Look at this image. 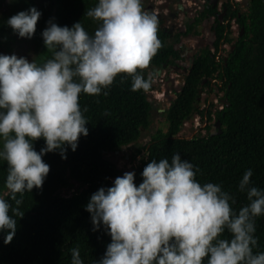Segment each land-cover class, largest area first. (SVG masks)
Here are the masks:
<instances>
[{"label": "clouds", "instance_id": "1", "mask_svg": "<svg viewBox=\"0 0 264 264\" xmlns=\"http://www.w3.org/2000/svg\"><path fill=\"white\" fill-rule=\"evenodd\" d=\"M40 16L30 7L6 23L20 38L31 39ZM84 16L98 22L91 34L81 22L47 23L41 37L51 58L41 65L0 54V161L6 162L4 188L16 205L0 197L5 245L16 234L15 217L24 216L17 194L40 189L49 173L42 157L58 152L66 159L67 149L75 152L79 138L88 135L80 95L107 96L118 76L130 78L133 92L147 93L154 81V72L145 70L161 47L158 20L142 0H96ZM40 139L44 147L37 152L33 145ZM197 171L174 152L170 160L151 159L138 186L135 174L125 172L111 187L95 191L85 210L93 230L103 225L111 243L93 264H264V251L254 252L264 189L252 184V170L238 181L237 191L248 201L238 209L220 184L198 182ZM70 254L71 264H84L79 248Z\"/></svg>", "mask_w": 264, "mask_h": 264}, {"label": "trees", "instance_id": "2", "mask_svg": "<svg viewBox=\"0 0 264 264\" xmlns=\"http://www.w3.org/2000/svg\"><path fill=\"white\" fill-rule=\"evenodd\" d=\"M95 3L96 0H8L6 11L0 12V50L10 53L18 36L6 21L20 11L35 7L41 16L33 37L26 39L35 50L34 61L41 65L51 58L41 37L47 23L71 27L81 22L91 34L98 22L84 14ZM224 6L227 17L235 18L243 34L235 40L234 50L228 54L226 62L218 63L207 49L193 62L176 98L163 113L167 130L155 131L143 150L136 152V156L141 157L134 169V183L138 186L142 182L141 173L151 159L170 160L175 152L198 169V182L218 183L222 190L231 193L236 200L233 207L238 209L248 203L246 195L237 191L238 181L246 169L252 170V184L264 189V0H248L245 10H234L228 1ZM215 11L205 8L198 21ZM157 20L161 47L149 66L154 74L153 69H163L165 64L179 57L174 46L167 43L164 19ZM214 33L216 50L223 39L232 42L230 23L227 27L218 26ZM215 77L221 82L219 89L227 99L224 108L215 113L214 124L219 121L220 127L214 134L190 139L180 137L184 124L193 115L199 114L203 122L212 120L213 104L206 100L209 103L206 108L199 109V93L206 88L212 92L210 80ZM130 86V78L121 80L118 76L107 96L80 95L79 104L88 122V135L79 138L75 152L67 149L66 159L58 152L42 157L49 165V173L40 189L25 192L22 198L17 194V198L22 199L19 208L24 216L15 217L17 231L10 244L3 243V233H0V264H71L72 248H79L84 264H93L103 257L111 237L103 225L93 230L85 206L95 191L111 187L115 178L124 174L106 154L136 144L143 130L151 127L153 105L148 93L152 86L147 93L133 92ZM85 108L87 111H83ZM33 146L39 152L44 147L43 139ZM6 174V162L0 161V197L16 206L4 188ZM255 236L258 247L254 252L264 251V216L256 218Z\"/></svg>", "mask_w": 264, "mask_h": 264}, {"label": "rangeland", "instance_id": "3", "mask_svg": "<svg viewBox=\"0 0 264 264\" xmlns=\"http://www.w3.org/2000/svg\"><path fill=\"white\" fill-rule=\"evenodd\" d=\"M176 1L177 0H144L143 9L149 11L150 13H154L157 16V19L159 17L164 18L167 26L171 27L172 25H175L178 29V25L181 23L184 13L178 9ZM240 1L242 2L243 0ZM7 2L8 0H0V12L6 11ZM178 2L185 7L186 12H188L187 16H194L199 9L202 8L204 0H180ZM172 14L178 15V17L174 19L171 17ZM210 29L211 21L205 23L204 27H202L201 37H197L195 39L191 37L183 38V43L194 51L199 50L200 47L209 46L213 41V34ZM233 31V36L237 37L239 34V28L235 24L233 25ZM172 40L173 39H170L169 42L172 43ZM0 54H15L17 57L22 56L31 61L34 60L35 50L26 38H20L17 36L13 50L10 53L0 50ZM190 62L191 58H189L188 61H182V64L186 66L187 64H190ZM148 71H152V69L149 68L147 69V72ZM183 82L184 81H179V73L175 72L173 69H164L161 71L160 75L158 72L155 73L151 91L148 93V99L153 105L150 129L143 130L142 137L136 144L124 147L119 151L106 154V158L118 166L123 173H134V169L138 165L141 157L136 156L138 149L143 150V147L149 142L151 135L158 129H162L164 132L167 130V124L163 116L164 112L162 111L167 110L173 98H176L174 93H178L177 91L180 90ZM206 100L213 104L212 120L209 122L208 126L205 127L203 121H201L200 115L195 114L184 124L179 135L180 137L190 139L193 136L207 135L209 133V125H212L211 127H213L211 130L215 129V113L219 111L221 105L224 103V92L222 90H218L216 86L213 87V91L211 93H207V91H205V93L201 95L199 109H203L207 106L208 102H206ZM198 117H200V120H196ZM198 121H200L199 126H197ZM63 193L69 194L66 191Z\"/></svg>", "mask_w": 264, "mask_h": 264}, {"label": "flooded vegetation", "instance_id": "4", "mask_svg": "<svg viewBox=\"0 0 264 264\" xmlns=\"http://www.w3.org/2000/svg\"><path fill=\"white\" fill-rule=\"evenodd\" d=\"M178 1H180V0L176 1L178 9L183 11V13H184V15H183L184 17H182L181 23L178 25V29H177V27H175V25H172L171 27L167 26L166 20L164 18H160V17L159 18L164 19V21H165L163 24V28L168 33L167 43L174 46V48L178 52L179 57L177 59H175L173 61V63L165 64L163 66V69H160V70L153 69V70L155 72H158V74L160 75L161 71L164 69H173L175 72L179 73V81L185 82V80H186V78H187V76H188V74L192 68L193 62L201 56V54L203 53V51L205 49L209 50L211 56L215 57V60L218 63L226 62L228 54L234 50L233 44H234L235 40L240 36V34L242 35L244 32L243 30L241 31L242 33H240V31H239V34L237 37L233 36V34H234L233 25L235 24L237 27H238V25L236 23L235 18L231 19V18L227 17L228 16L227 7L224 6V3H226L228 1L232 5V8L234 10L237 8H240V10H243V9L245 10L248 5L245 7L244 0L242 2L240 0H224V1L218 0L216 5L213 6L211 4V0H204L202 8L199 9V11L194 16H187L188 12H186L185 7L182 6L181 4H179ZM205 8L216 9V11L213 15H210L208 17H204L202 19V21L199 22L198 19L201 16V13H203V11L205 10ZM171 17L176 19L178 17V15L172 14ZM209 21H211V29L210 30L213 34V41L209 46L200 47L199 50L194 51L189 46L185 45V43H183V38L191 37V38L195 39L197 37H201V34H202L201 29H202V27H204L205 23H207ZM229 23H230V31H232V34L230 35L232 42H226V40L223 39L221 41L222 43L219 45V49L216 50L214 43L216 42L217 36L214 33V30H216L218 26L227 27ZM189 29H192L190 34L189 33L186 34L189 31ZM227 31H228V28H226V33H227ZM170 39H173L172 43L169 42ZM189 58H191V62H190V64H187L188 65V67H187V65L185 66L182 64V61H186V60L188 61ZM168 62H170V61L168 60ZM215 76H217V74H215ZM184 82H183V84H184ZM210 84L212 86V91H213V87L216 86V84L219 85V86H216V88L218 90H220L219 87L222 86L221 82H219L216 77L214 79L210 80ZM179 91H177V92H179ZM205 91H207V93H211L208 91V88H206ZM205 91L201 92L199 94L202 95L203 93H205ZM174 94L176 95V93H174ZM174 99H175V97L173 98V100ZM199 102H200V100H199ZM204 108H206V106ZM212 109H213V107L210 110L212 111ZM162 112H165V111H162ZM201 121H202V118H201ZM203 123H204L205 127L208 126V124H209V122L207 120H205V122H203ZM209 126H210L209 127V133L214 134L216 131V128L211 130L213 127H211L212 125H209Z\"/></svg>", "mask_w": 264, "mask_h": 264}, {"label": "water", "instance_id": "5", "mask_svg": "<svg viewBox=\"0 0 264 264\" xmlns=\"http://www.w3.org/2000/svg\"><path fill=\"white\" fill-rule=\"evenodd\" d=\"M217 1L218 0H211V4L213 5V6H215L216 5V3H217ZM244 2H245V7L248 5V1L247 0H244ZM224 103L226 104L227 103V99H225L224 100ZM220 127V122L218 121L215 125H214V128H219Z\"/></svg>", "mask_w": 264, "mask_h": 264}, {"label": "built area", "instance_id": "6", "mask_svg": "<svg viewBox=\"0 0 264 264\" xmlns=\"http://www.w3.org/2000/svg\"><path fill=\"white\" fill-rule=\"evenodd\" d=\"M222 108H223V107L221 106L220 109H222ZM198 119L200 120V117L196 118V120H198ZM199 122H200V121H198L197 126H199ZM196 128H197V127H196Z\"/></svg>", "mask_w": 264, "mask_h": 264}]
</instances>
